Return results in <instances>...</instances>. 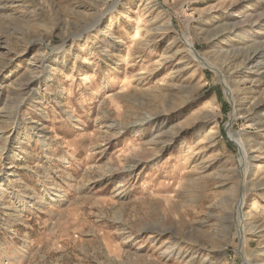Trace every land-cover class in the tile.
Returning <instances> with one entry per match:
<instances>
[{
    "label": "rangeland",
    "instance_id": "1",
    "mask_svg": "<svg viewBox=\"0 0 264 264\" xmlns=\"http://www.w3.org/2000/svg\"><path fill=\"white\" fill-rule=\"evenodd\" d=\"M263 128L264 0H0V264H264Z\"/></svg>",
    "mask_w": 264,
    "mask_h": 264
},
{
    "label": "bare ground",
    "instance_id": "2",
    "mask_svg": "<svg viewBox=\"0 0 264 264\" xmlns=\"http://www.w3.org/2000/svg\"><path fill=\"white\" fill-rule=\"evenodd\" d=\"M105 18V15H102L101 16V18L98 20V21H96V22H94L95 24H97L98 26H100L101 25V23L103 22V19ZM181 42H183V43H186V45L189 47V50H187V53L191 56L190 58H193L194 60L198 57V55H197V53L195 52V49H194V46H193V44H188L187 43V40L183 37L182 38V40H181ZM260 54H259V52H255V53H253L252 55H250L248 58H247V63H250V64H252L253 62H255V60L257 59V57L259 56ZM200 58V57H199ZM192 59V60H193ZM46 71H48L47 70V68H46ZM45 73H47V72H45ZM49 76V75H48ZM232 93H233V91L232 90H230V89H228V95L229 96H232ZM235 112H234V114L236 113V110H234ZM17 118H18V115H17V117H16V120H17ZM151 120V119H150ZM264 129V128H263ZM33 131V130H32ZM230 132H232V130H230ZM233 133V132H232ZM231 133V136L233 137V140L236 142V144L238 145V147H239V149H240V152H241V155H242V158H243V160H244V163L245 164H243V171L245 172L244 174L246 175V170H247V166H248V163H249V160L251 159V156H250V154H249V151L246 149V146H245V143H244V141H243V139H242V137L240 136V134H238V133H236V134H232ZM259 149V148H258ZM263 150V149H262ZM256 152V151H255ZM257 157V156H256ZM253 159V158H252ZM259 159V158H258ZM250 164V163H249ZM11 176V175H10ZM245 181V180H244ZM245 184V183H244ZM5 194H7V191H6V189H2V193H1V191H0V195H5ZM240 201H241V199H239V202H237V204H236V219H235V221H236V223H237V225H238V232H237V235H239V237H240V239H241V244H242V246L245 244V240H246V238H245V228H246V219H245V213H244V210H245V207L243 208V206H242V204L240 203ZM255 202V201H254ZM252 203L250 206L252 207V206H254L255 205V203ZM241 246V247H242ZM246 264H249L248 262H246Z\"/></svg>",
    "mask_w": 264,
    "mask_h": 264
}]
</instances>
